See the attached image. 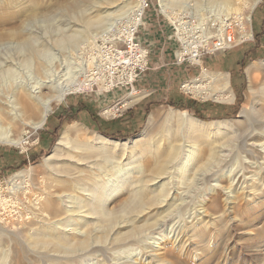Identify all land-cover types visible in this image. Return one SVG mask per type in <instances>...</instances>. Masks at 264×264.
Returning <instances> with one entry per match:
<instances>
[{
    "label": "rangeland",
    "instance_id": "374dc122",
    "mask_svg": "<svg viewBox=\"0 0 264 264\" xmlns=\"http://www.w3.org/2000/svg\"><path fill=\"white\" fill-rule=\"evenodd\" d=\"M186 2H189V6H191L186 8L181 2L171 5L173 9L178 8L180 11L178 12L180 14L174 15L177 22H172L162 12L158 0H149L151 7L146 13L145 25L140 29L137 37L148 30L149 14H158L169 33L168 36L172 37L170 42L174 44V55L172 59L159 64L157 70L152 71L150 69L155 66L152 65L153 56L151 53L149 55V69L144 74L152 72V74L155 73L159 77H168L175 68H183V66L190 65L188 64L190 55H187L185 62L181 65H177V60L175 59L176 54L188 53L189 46L196 47L199 50L206 49L226 33L233 34L240 41L241 36L245 38V34L250 30L251 24H248L244 19L247 14L246 8L241 12L229 10V8L243 7V2L240 0H229L226 2L223 0H186ZM262 2L263 0L252 12V21ZM116 3L119 4L118 7ZM123 3L124 0H0V99L7 104L9 100H17L19 106V117L16 120H12L3 115V110L6 108L0 104V134L10 131L15 139L18 138L21 141L19 146L0 142V147L9 148L14 152H21L23 155L28 156L18 167L13 168L8 174L0 177V228H3L0 229V231L2 230L0 234V256L3 253L7 254V256L5 255L7 264H18L14 260V255L19 248V244L26 251L24 264H66L68 259L74 260L80 254L71 244L57 245L52 235L53 233L47 234L44 231L45 228H40L39 221H42L43 218L35 216L37 212L34 206L46 207L49 205L53 209L51 213L52 219L59 221L64 218V215L54 216L59 209L55 204L52 205V202L56 200L54 194L62 190V187L56 184L57 178L53 175L49 165L44 162V158L53 153L60 135L71 123H78L82 132L85 133L83 136L80 135L77 141L75 140L76 144H84L85 135L90 131L101 133L97 128L79 121L76 122L74 118L66 115L53 130L51 136H47V129L55 124L56 119L53 117L64 106H68L71 100L88 97L101 100L110 98L100 108H96V111L103 118L120 120L129 110H135L142 106L144 99L145 101L150 99L148 96L149 92L147 90L142 91L138 87L139 80L134 84V92L129 88H118L110 93H104L99 83H97L98 85L95 84L93 87L94 91H91L93 82L89 78V73L94 66V59L98 51L100 48L115 42H119V45L122 44L120 43V38L127 33L131 22L130 15L123 14L120 17H115V15L124 12L123 9L120 10ZM112 5L114 7H109ZM174 12H176V9ZM181 13L184 14L181 15ZM107 14H112V16H107ZM180 23H182L183 31L178 33V37L181 39L182 45L176 39V30H174L175 26L179 31ZM254 26H258V20H254ZM143 45L145 44L143 43ZM221 54L222 52H219L215 55H204V57L219 56ZM254 61H264V54H261L258 59L256 58L246 63L247 66L243 70L240 67L238 72H233L237 76L235 79L226 67L217 71L207 70L213 75L229 73L231 88L234 83L237 85L240 82L238 76L242 79V91L239 94L236 93V107L233 113L223 114V112H218L214 107L215 105L227 107L230 105L228 102L217 100L212 96L207 97L208 94L197 95L194 93V95L191 92L189 93L186 87L183 88L187 82L202 76L204 72L201 71L195 77L190 79L183 77L181 82L177 83L176 93L179 97L166 100L162 105L152 106L151 108L149 106L139 124H128V128L125 125L127 121L123 119L124 134L109 138L130 141H133L136 137L141 139L137 144H130L131 148L124 158L120 156L106 157L96 153L78 154L81 157H91L90 166H93L97 171L80 166V175L77 174V177H74L73 181L70 182L73 187L72 185L68 186L70 183H66L63 191L82 198L86 197L79 193H89L85 192L86 190L93 189L94 191L92 190V192H95V195L100 192L98 199L97 196L90 198L93 201L91 202L93 216L97 218L95 220L87 219L82 224L80 219L77 218V221L74 217L73 220L75 219L76 221H73V224L68 228L80 229L83 226V230L80 231H84V237L69 235L70 233H65V236L67 235L69 242L73 243L74 241H87L88 244L84 246L83 250L89 252L88 257L91 259V263L100 264L101 260L103 262L107 261L106 263L108 264H134L133 261L135 259L132 255L140 258L144 255L145 248L149 245L151 247L152 243H155V238H161L159 236L161 229L159 230L157 227H159L162 216L174 215L173 221L163 229H170L172 226H174L173 229H176L180 222L181 229L179 228L177 233L179 231H184L185 233H182L183 239L180 238L176 240L175 244L170 245V243L168 245L169 249L173 251L163 264H264L263 181H261V186L257 187L259 191L256 197L249 195L248 192L250 190L247 192L246 184L243 185L245 189L243 191L239 190V192H242H240L241 194H236L233 204L227 203V190L222 192V190L210 187V185L228 186L229 171L232 168H237L238 171L246 166L248 158L240 150V137L226 143L228 150L222 154H214L213 148L215 144L205 136L196 137L193 143L195 156L193 155L186 165L187 167L184 169L186 172L183 171L184 174L179 172L180 167L183 166V161H186L187 154L184 156L181 153L179 163L171 167L173 168L172 171H170L171 168L170 170L168 169L169 175L167 174L166 177H170L164 179L158 185L159 187L155 185L150 187L153 193L152 191L144 190L143 186L144 183L148 184L154 180L152 176L158 167L168 160L172 153V146L183 145L185 142V134L175 122L170 124L169 122H165L166 124L160 122L147 130L151 113L158 112L160 115H164L171 108H174L188 110L196 118L204 121L230 120L233 123L237 121L241 110L245 107H249L250 112L255 105V109H259L264 114V89L262 88L264 86V67L259 71L258 78L253 82L255 83L253 86H255L256 92L252 94L248 91L249 83L246 69ZM7 62H11V64L8 65L9 63ZM87 62L91 63L90 67L82 71L83 75H79L76 81V83H86L83 90L68 94L64 100L53 102V110L50 113L47 125L40 130L32 128L30 123L37 121V115L27 109L23 97L17 89L21 87L27 88V86V89H31L34 86L32 84L40 82L43 76L50 75V73L54 79H59L63 76L61 77L63 80L67 78V72L69 73L70 70L80 71L85 68ZM62 80L60 79V81ZM215 86L212 85L213 93L218 92V88ZM43 93L49 94L50 91L44 90ZM138 95L142 96L141 99L133 101ZM179 134H181V141L176 142L174 136ZM182 140L184 141L183 144L181 143ZM260 142L262 143L264 140ZM187 150L189 149L184 148L183 151L187 153ZM201 153H207L208 157L206 158H209V156H213V158H210L212 159L210 165L206 169L204 168V171L198 172L196 170L199 162L201 163L200 156L203 155ZM104 157L105 159H103ZM182 157L185 159L182 160ZM193 162L195 168L191 165ZM56 164L58 162L54 161L53 165L57 166ZM122 166H125V170ZM20 172H24V176L15 179V175ZM112 173H114V176ZM245 173L246 176H252L254 172ZM242 174H244L243 171L240 172V175ZM112 177L116 180L115 182L109 181L113 179ZM77 178L78 180H76ZM116 178H119V181ZM208 178L214 179L208 181ZM172 179L175 180L173 181ZM80 181L82 184L79 183V185L78 182ZM106 182L113 183V185H108ZM165 182L167 184L164 185L165 187L163 186L165 188L163 190L160 186ZM13 188H22V190L19 195L14 197L13 191H10ZM73 189L78 191H73ZM162 199H165V204L161 201ZM32 203L33 205L35 203V205L32 206ZM180 203L182 205H179ZM194 213H196V216L198 215V218H194ZM120 224L125 225V227L122 229L117 228ZM29 230H31V235L28 234ZM77 232L79 230L73 233ZM153 246L157 247L158 245L154 244ZM126 248H129V250ZM122 249H124V252ZM116 254H119L118 257ZM61 256L62 259H60ZM70 256L72 257L70 258ZM124 256L129 258L125 257V259ZM57 257H60L59 260ZM74 264H78V261L74 262Z\"/></svg>",
    "mask_w": 264,
    "mask_h": 264
},
{
    "label": "bare ground",
    "instance_id": "6f19581e",
    "mask_svg": "<svg viewBox=\"0 0 264 264\" xmlns=\"http://www.w3.org/2000/svg\"><path fill=\"white\" fill-rule=\"evenodd\" d=\"M223 1L226 2V1H229V0H223ZM240 1L243 2V7H238V8L235 7L234 9L233 8H229V10L230 11H234V12H241L244 8H246L247 9V14H246L244 19L246 20V22L248 24H251V21H252L251 14L255 10V8L258 6V4L261 2V0H249L247 2L245 0H240ZM158 2H159V6H160L162 12L164 14H166L167 17L170 20H172V22H177V20L174 18V15L176 16V14H180V13H178V12H180L178 10V8H174V9L172 8L171 5L173 3L177 4V3L181 2V3H183V5H185L186 8L191 6V5L189 6V2H186V0H158ZM118 5L119 4L116 3L117 7H118ZM121 5H123V6L120 7V10L123 9L124 12H121L122 14L115 15V17H120L123 14L124 15H130V18H131L130 24L133 21L134 22H138V24L142 22V21L140 22V17H139V15L142 13V0H124V3L121 4ZM109 7H114V5L109 6ZM175 9H176V12H174ZM183 12H184V10H183ZM112 14H107V16H112ZM183 14L184 13H181V15H183ZM181 18H182V16H181ZM178 20L180 21V19H178ZM182 29H183L182 28V23H180L179 33H181L183 31ZM133 30H134V27L132 28V25H129V27L127 29L128 37L131 36ZM245 38L246 39L252 38L251 30H249L247 32V34H245ZM188 48H189L188 51H191V53H193V55L195 56V51L191 49L192 47L189 46ZM7 63H9L8 65L11 64V62H7ZM94 64H95V62H94ZM90 65H91V63L87 62V64H85V68L80 70V71L79 70H77V71L70 70L69 73L67 72V75H68L67 78H64L63 80L61 78L63 76H61L59 79H57L55 77L57 79L56 80V79H54L53 75H51V73H50V75L43 76V79H41L40 82H38L36 84H32L34 86H32L31 89H27L28 86H27V88L21 87V88L17 89V91H19V93H21L20 95L23 97L24 104L26 105L27 109L32 111L33 113L35 112L36 115H37V121L30 123L32 128H34L35 130H40V129L44 128L47 125V121L49 119L50 113L53 110L52 109L53 108V104H54L53 102L64 100L65 97L68 94L83 90V87L86 86V83L85 82L84 83L83 82L76 83V81L78 80L79 75H83L82 71L87 70V68H89ZM263 67H264V61H254L246 69V76H247L248 83H249L248 91L250 93H252V94H254L256 92V89L254 88L255 86H253V84H255V83H253V82L258 78L259 71ZM203 72H204V74L202 76H200L199 78H197V79H195V80H193L191 82H187L185 87H186V89L188 90L189 93L190 92L192 94L196 93L197 95H201V94L207 95L208 94L207 97L208 96H212L215 99L223 101V102H226V103L227 102L228 103H233L235 101V95H234V93L232 91V88H231V85H230L229 73H218L216 75H213V73H210L207 70H204ZM78 73H80V74H78ZM75 74H78V75H75ZM55 75H56V73H55ZM64 76H65V74H64ZM89 78H90L91 82H93V83L96 80V78L90 77V74H89ZM60 79L62 81H60ZM93 83L91 84V88H92ZM212 85H216L217 86V88H218V92L217 93H213L214 91H213ZM262 88L264 89V86ZM44 90H49L50 93L49 94H45V93H43ZM17 91L15 92V90H14L15 93H17ZM17 95H19V94L17 93ZM12 97H14V96H12ZM141 97L142 96L138 95V96H136L135 99H133V101H137V100L141 99ZM7 98H9V97H7ZM0 104L4 105V107L6 108V109L3 110L4 111L3 115H5L6 118L9 117L12 120L18 119V117H19V106L17 104V100H13V101L9 100L8 104H7V103L3 102V100L0 99ZM1 109H3V108H1ZM249 110H250L249 107L243 108L241 110V112L239 114V117H238V119H237V121L235 123L231 122L230 120L204 121V120L196 118L193 115V113L188 111V110H180V109H174V108H171L164 115H160L158 112L151 113L149 115V119H148L147 130L150 129L152 126L156 125L157 123H160V122H162V123H165V122L168 123L169 122V124L171 122H175L178 125L179 129H181V131L183 130V132L185 134L184 135L185 142L182 140L181 143L183 144V142H184L183 145H181V144L180 145H175L174 144L175 146H172L173 147L172 148V153L170 154L168 160H166L163 165L158 167L157 171L152 176L154 178L153 181H151L148 184H145V183L143 184V186L145 188L144 190H149V192H151L152 191L151 190L152 188H150L151 186L155 185L156 187H159L158 185L164 179H167L168 177H170V176L166 177V175L169 173L168 169L170 170V168L173 165L175 166V165H177L179 163V161H180L179 159H180L181 153L184 156L187 154L186 155V159L184 157H182V160L185 159L186 161H183V166L180 167V172L179 173H182L184 171V169L187 167L186 165L189 163L190 159L195 154V152H194L195 146L193 145V143L195 142V138L196 137L205 136L206 138L211 140L212 143L215 144L214 148H213L214 154H220V153L222 154L224 152H227L228 148L226 146V143H229V142H231L233 140H236L237 137H240L241 138L240 150L244 154H246V156L248 158V161L246 162V166L242 167V169L238 170V171H237V168H232V169L229 168L231 170L229 171L230 175L227 178L228 186L225 187V186H220V185H217V186L216 185H210V187L213 188V189H216V190H220V191L222 190V192L224 190H227V193H226L227 201H228L227 203H229V204H233L234 203L233 200L236 199V194L242 192L245 188L247 189V192H248V190H250V192H248L249 195H253L254 197H256V195L258 194V191H259V189L257 187L261 186V181H263V185H264V142H262V143L260 142V141L264 140V114L259 109H255V105H254V107H252L250 112H249ZM234 126H236V127H234ZM147 130H145V131L147 132ZM235 133H238V134H235ZM83 134H85V133L82 132V129L79 127L78 123L69 124L65 128V130L62 132V134L60 135V137H59V139H58V141L56 143V146H55V148L53 150V153L51 155H49V156L44 158V162L47 165H49V167L52 170L53 175L55 176V178H57L56 184H58L59 187L60 186L62 187V190H60L59 192H56L54 194V198L56 200L52 202V205L55 204L56 206L59 207L57 213L54 216L59 217V216L64 215V218L62 220L60 219L59 221L56 220V219H52L51 213L53 212V209H51V207L49 205L46 206V207L45 206L37 207V206H34L35 203H34V205L32 203V206L35 207L36 212H37V213L35 212L36 213L35 216L43 218L42 221H39L40 228L41 227H42L41 229L45 228L44 231H46L45 233H47V234L48 233H53L52 235H53L57 245L71 244V246L73 248H75L77 252H80V254H78V256L76 255L77 257L75 259L73 258L74 260L68 259L66 264H74V262H76V261H78V264H95V263H91V259L88 257L89 252L83 250L85 248L84 246L86 244H88L87 241H78V242L76 241L77 242L76 243L73 240L74 239L73 238L72 239L74 241V243H73V242H69V237L67 235L65 236V233H70L69 235H76V236H80V237L83 236V232L84 231H80V230H83L82 229V228H84L83 226H82V228L80 227V229H69L68 228L69 226H71L73 224V221L77 220V218L80 219V222H82V224H83V222H86L87 219H94L95 220V218H97V217L93 216L94 215L93 211H92L93 209L91 207L92 206L91 202H93V201L90 198H92V197L95 198L97 196V199H98V196H99L100 192H99L98 195H95L96 193L92 192L93 189L92 190L89 189V191L88 190L85 191V192H89V193H84V192L83 193H79V194L83 195L84 197H86V198H82L81 196H73V195L65 193V191H63L64 190L63 187L64 186L66 187V185H65L66 183H70L71 181H73L74 177L75 178L77 177V174L80 175V173H81V171H80L81 169L79 168L80 166H84L85 169H87L86 167H88V168H90V170L94 169V170L97 171V169H95L93 166H90V164H91L90 158L91 157H86V156H82L81 157L80 155H83V153H85V154L86 153L87 154L88 153H96L98 155H105L106 157H117V156H120V157L124 158V156L126 155L128 150L131 148L130 144L131 143L137 144V142L139 140H141V139H139V137H136L133 141H130V140H115V139L109 138L107 136H104L102 134H99L97 132L90 131V132H88V134L86 133V135H85V143L82 142L84 144H76L75 140L77 141V138H79L80 135L83 136ZM141 136H142V134H141ZM171 136H174V135H171ZM180 136H181V134L174 136L176 142H179V140L181 139ZM0 142L1 143H7V144H10V145H16V146H19L21 144V141L18 140V138L15 139L10 131L5 132L3 134H0ZM172 142H173V140H172ZM132 146H135V145H132ZM210 147H211V145H210ZM184 148H188L189 149V150L186 151L187 153H185L183 151ZM240 150H239V152H241ZM78 154H80V155H78ZM201 154H203V153H201ZM207 155H208L207 153H204L203 155L200 156L201 163L199 162V165L197 166V170L196 171H198V172L199 171H204L206 169V167H208L210 165V162L212 160L210 158H213V156H209V158H206V157H208ZM221 156H223V155H221ZM62 157H63V159H61ZM103 159H105V157ZM54 161L58 162L59 165L56 164L57 166H54L53 165ZM103 161H105V160H103ZM106 163H107V161H106ZM191 165L194 167V165H195L194 162ZM96 167H97V165H96ZM124 167H123V169H124ZM172 169L173 168H171L170 171H172ZM94 170H93V172H95ZM177 170H179V169L177 168ZM241 171H243L244 174L240 175ZM116 172L118 173V171H116ZM184 172H186V170ZM184 172H183V174H184ZM245 172H247V174L248 173H253V172L254 173H253L252 176H246ZM28 173H30V172H28ZM112 174L114 176V173H112ZM23 176H24V172H20V173L15 175V179L16 178H22ZM110 176H112V175H110ZM255 176H257V177L255 178ZM214 178H208V181H212V179H214ZM116 179L118 180L119 178H116ZM76 180H78V178ZM109 181L110 182H112V181L115 182L116 180L113 178L112 180H109ZM110 182H108V183L106 182V183L109 185ZM79 183H81V181L78 182V184ZM171 183H173V182L171 181ZM111 184L113 185V183H111ZM165 184H167V182L163 183V185L161 184V186H160V187H162L163 190L165 189V188H163V186ZM175 184H177V183H175ZM245 184H246L247 187L244 188L243 185H245ZM69 185L71 186L72 184L70 183V184H68V186ZM168 186H169V184H168ZM72 187H73V185H72ZM111 187H115V186H111ZM77 188H78V186H77ZM88 188H90V187H88ZM99 188H101V187H99ZM172 188L174 189V187H172ZM78 189H80V188H78ZM168 189H170V187H168ZM240 189L242 191L239 192ZM21 190H22V188L21 189L20 188H17V189L13 188L10 191L11 192L13 191V194H14V197H15V196L19 195V192ZM74 190L75 189H73V191ZM61 191H62V193H61ZM66 191H67V189H66ZM75 191H78V190H75ZM98 191H99V189H98ZM98 191H97V193H98ZM160 191L162 192V190H160ZM80 192H82V191L80 190ZM152 193H153V191H152ZM10 194L12 195V193H10ZM159 194H160V192H159ZM168 197H169V195H168ZM174 200H176V199L174 198ZM180 200H182V198H180ZM161 201L164 203L165 199H162ZM181 203L179 205H182ZM12 204H15V203H12ZM202 205L204 206V204H202ZM180 208H181V206H180ZM203 208H205V207H203ZM177 210H178V208H177ZM147 212H148V210H147ZM170 212H172V211H170ZM196 213H194V215H195L194 218L195 219L198 218V215L196 216ZM173 216L174 215H168V216H164L163 215L162 216V219L160 220V223L158 225L159 227H157L159 230L161 229V234L159 235V236H161V238L159 236H158L159 238H155V240H156L155 243H152L151 247L149 245L147 248H145V252L143 253L144 255L141 256L140 258L136 257V255H132V257L135 259V260L133 259L134 260L133 261L134 264H163L165 262L166 258L169 255L172 254L173 250L169 249L168 245L170 243H171L170 245L175 244L176 240L182 238V236H183L182 233L184 232V231H182V232L179 231L177 233V230L180 228V225H181L179 220H178V222H179L180 225H178L176 229H173L174 226H172L170 229H163V228H166L173 221V219L175 217V216L174 217ZM74 217L76 218V220L75 219L73 220ZM155 221H157V220H155ZM123 227H125V225H121L120 224V225L117 226V228H121V229ZM0 229H3V228H0ZM31 230H29V232H28V234H30V235H31V233H30ZM76 230H79V232L73 233ZM1 231H0V234H1ZM20 235H23V234H20ZM142 237H143V235L141 236V239H142ZM154 244L155 245L157 244L158 246L154 247L153 246ZM59 247H61V246H59ZM126 249L129 250V248H126ZM126 249H125V251H127ZM98 250H100V249H98ZM122 250L124 252V249H122ZM180 251L182 252V250H180ZM133 252H134V250H133ZM5 255L7 256L6 253H3L0 256V264H7V261L5 260ZM116 255L118 257L119 254H116ZM14 256H15V259L14 258L13 259L16 261V263L24 264L25 261H26L25 248L22 245L19 244V248L16 250V253H15ZM58 256H59V254H58ZM100 256H102V255H100ZM63 257H65V256H63ZM71 257L72 256H70V258ZM120 257H121V255H120ZM125 257L126 256H124V258ZM130 257H131V255H130ZM59 258H58V260H59ZM126 258H129V257H126ZM60 259H62V256H61ZM115 259H117V258H115ZM106 262H103V261L100 260V264H108ZM128 262H129V260H128ZM125 264H127V263H125Z\"/></svg>",
    "mask_w": 264,
    "mask_h": 264
},
{
    "label": "crops",
    "instance_id": "0c3cea01",
    "mask_svg": "<svg viewBox=\"0 0 264 264\" xmlns=\"http://www.w3.org/2000/svg\"><path fill=\"white\" fill-rule=\"evenodd\" d=\"M254 20H258V26H254ZM148 30L138 36L145 46L148 47L150 54L152 53V67L150 70H157L159 64L164 63L168 59H172L174 55V44L170 42V37L165 29L163 20H161L158 14L150 13L148 16ZM250 30L252 32V38L245 40L236 48L230 51L222 52L219 56H205L202 60V69L200 66L187 65L175 68L172 70V74L168 77L156 76L155 73L149 72L144 74L138 81V87L142 91H148L150 99L142 101V106L138 109L129 110L123 118L120 120H109L103 118L100 113L96 111V108H100L107 100H101L99 98L91 99L88 97L78 98L71 100L68 106H64L55 118V124L53 127L47 129L46 135L51 136L53 130L60 124L62 118L66 115L74 120L84 124H89L97 128L101 134L105 136L115 137L119 134H124L125 126L123 125V119L128 124H139L142 116L146 113L147 108L150 106L162 105L166 100L176 99L179 95L176 93V85L181 82L183 77L191 78L195 77L199 72L210 69L211 71H217L226 67L228 72H238L239 68L243 64L248 63L254 59H258L261 54H264V0L259 6L258 10L254 14V19L251 21ZM240 82L232 87L233 92L239 94L242 91V79L238 76ZM147 96V97H148ZM145 101V102H144ZM235 101L229 103L227 107L214 106L218 112L226 114L233 113L235 111ZM215 108H213L215 110ZM212 109V110H213ZM49 124V123H48ZM129 128V126H128ZM46 138V137H45ZM44 138V139H45ZM43 139V140H44ZM28 156L23 155L21 152H14L9 148L0 147V177L8 174L13 168L18 167Z\"/></svg>",
    "mask_w": 264,
    "mask_h": 264
},
{
    "label": "built area",
    "instance_id": "2783aa9c",
    "mask_svg": "<svg viewBox=\"0 0 264 264\" xmlns=\"http://www.w3.org/2000/svg\"><path fill=\"white\" fill-rule=\"evenodd\" d=\"M151 7L149 0H142V13L139 15L140 22H132L129 25L134 27L132 34L128 37L125 33L119 42L104 46L98 51L95 60V64L90 71V77L96 78L92 85L100 84L104 93H110L118 88H129L132 92L135 91L134 84L140 80L141 76L149 69V49L143 45V42L138 39L137 35L140 29L145 25V16ZM131 29V28H130ZM176 30V39L182 45L181 39L178 37V29ZM172 37H170L171 39ZM246 38L241 36V40L238 41L233 34L226 33L218 38L208 46L206 49L199 50L196 47L191 49L195 51V56L191 51L186 54H176L175 59L177 65H181L185 62L187 55H190L188 64L194 66H200L202 69V60L204 55H215L219 52H226L236 48L243 43ZM205 70V69H204ZM203 70V71H204ZM185 88V86H183Z\"/></svg>",
    "mask_w": 264,
    "mask_h": 264
},
{
    "label": "trees",
    "instance_id": "16d2710c",
    "mask_svg": "<svg viewBox=\"0 0 264 264\" xmlns=\"http://www.w3.org/2000/svg\"><path fill=\"white\" fill-rule=\"evenodd\" d=\"M247 66V64H243L242 67H241V70H243L245 67ZM232 74V77L235 79V77H237L233 72H231ZM237 100V98H236ZM176 106V105H175ZM108 137H111V136H108Z\"/></svg>",
    "mask_w": 264,
    "mask_h": 264
}]
</instances>
